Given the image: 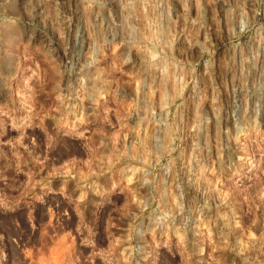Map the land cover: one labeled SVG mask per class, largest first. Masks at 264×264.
<instances>
[{
    "label": "rangeland",
    "instance_id": "1",
    "mask_svg": "<svg viewBox=\"0 0 264 264\" xmlns=\"http://www.w3.org/2000/svg\"><path fill=\"white\" fill-rule=\"evenodd\" d=\"M21 2L0 0L5 54L20 38ZM234 6L166 0L155 9L165 32L181 34V51L193 54L198 75L208 59L199 47L206 39L218 49L220 68L200 101L201 114L219 107L220 118L199 137L176 132L159 163L162 139L168 143L156 123L168 102L159 71L157 116L145 118L143 92L137 97L136 78L119 52L111 53L108 70L85 67L84 80L68 88L53 58L26 50L14 100L0 103V264H264V104L257 111L254 103L264 100V26L246 41L226 40ZM249 6L264 14V0ZM139 11L148 26L153 9L147 18ZM253 52L258 58L249 63ZM10 86L0 56V95ZM179 103L169 106L170 120L182 117ZM172 193L182 194L179 207Z\"/></svg>",
    "mask_w": 264,
    "mask_h": 264
},
{
    "label": "clouds",
    "instance_id": "2",
    "mask_svg": "<svg viewBox=\"0 0 264 264\" xmlns=\"http://www.w3.org/2000/svg\"><path fill=\"white\" fill-rule=\"evenodd\" d=\"M165 3L166 0H156L155 3L153 0H66L62 8L61 0H28V9L25 11L22 0L23 21L20 38L11 41L6 54L4 45L0 44L5 82L11 85L4 88L0 103L14 100L18 81L13 78L19 75L17 63L23 61L27 49L42 50L46 57L53 58L57 66L64 69V81L68 88H71L76 79L84 80L82 73L85 67L94 66L97 71L108 70L111 53L115 50L124 57L122 64L127 65L136 78L137 97L143 92L147 113L145 118L151 116L155 119L157 116L152 99L159 90L155 73L159 71L161 74L168 102L161 108L162 114L156 123L164 125L163 131L168 137V143L165 144L162 139V152L156 157L159 163L163 152L172 150L176 132H180L182 136L199 137L200 133L206 131L221 115L219 107L206 110L204 114H201L200 108L202 91L208 80L213 75L220 78V68L215 66L217 60H214L218 49H214L211 40L207 39L204 44L199 45L201 54H207L208 59L204 61V74L198 75L197 65L188 58L193 54L181 51L184 48L179 42L181 34L172 28L165 32L159 23L162 14L155 15V9ZM249 4L250 0H235V6L230 8L228 13L226 40L246 41L249 39L247 34L256 29L257 25L264 26V14L256 13ZM141 8L144 9L145 18L149 8L153 9V17L146 27L141 25ZM168 19L171 20L170 15ZM234 19L238 23H235ZM218 43L219 48L224 47L223 40ZM258 55L253 52L249 63L257 60ZM120 70L122 68L117 69ZM235 89L233 81L232 91L223 97L225 109L232 102ZM244 89L246 94L243 108L246 114L249 103L247 91H250L246 82ZM213 95L215 97L219 93L214 90ZM176 100H180V103L176 104L177 109L184 108L179 122L175 118L169 119L174 116L169 111V106ZM254 103L258 111L264 100ZM239 135L238 129L237 138ZM169 163L171 164V161ZM164 191L168 192L167 181L164 182ZM97 194L103 195L99 192ZM172 196L173 203L179 207L182 194L177 196L172 193ZM129 255H132L131 251Z\"/></svg>",
    "mask_w": 264,
    "mask_h": 264
}]
</instances>
